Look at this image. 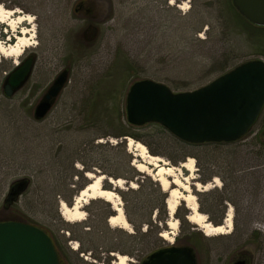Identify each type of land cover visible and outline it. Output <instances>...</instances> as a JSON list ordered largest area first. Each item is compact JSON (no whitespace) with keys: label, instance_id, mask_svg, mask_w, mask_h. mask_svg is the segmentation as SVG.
<instances>
[{"label":"rangeland","instance_id":"1","mask_svg":"<svg viewBox=\"0 0 264 264\" xmlns=\"http://www.w3.org/2000/svg\"><path fill=\"white\" fill-rule=\"evenodd\" d=\"M78 1L0 0L7 9H20L13 17H32L15 31L0 22L3 45L15 42L11 35L16 37L23 28L33 42L19 58L0 56V221L20 219L42 229L60 250L65 248L66 264H107L102 257L108 251L130 259L128 251L136 253L138 241L145 260L159 249L188 246L196 264H233L241 258L246 264H264V107L249 131L231 144L188 146L183 151L169 138L158 137L152 126L128 127L125 111L126 93L136 80L152 79L173 91L192 90L221 74L214 71L221 65L229 66L227 71L244 61L264 59V31L250 33L236 18L231 0H83L84 9L76 11ZM23 56L33 58L31 72L7 97L3 85ZM63 71L67 79L51 108L44 117L34 118L35 106ZM121 131L142 135L149 147L129 137L171 165L166 155L178 159L191 153L180 163L190 157L194 170L182 168L180 174L189 177L197 209L212 223L231 208L230 232L205 235L187 219L191 212L185 201H179L171 216L166 202L158 209L154 202L159 195L149 183L140 193H129L139 188L144 176L155 181V169L147 165L149 175L133 165L141 158L127 150L124 136L115 137ZM122 141L131 162L114 146ZM192 154L199 156L201 166H210L208 190L195 188V183L206 184L200 181L203 166ZM207 155L216 161L204 164ZM85 165L104 177L102 187L114 188L125 217L130 215L138 228L128 220L127 229L111 227L107 220L114 212L103 199L90 200L82 208L81 222L62 218L60 203L71 205L90 182ZM116 178L123 179L122 187L109 182ZM148 215L152 225L141 224ZM172 219L178 221L174 230L167 224ZM164 231L174 234L165 239L160 235Z\"/></svg>","mask_w":264,"mask_h":264},{"label":"water","instance_id":"2","mask_svg":"<svg viewBox=\"0 0 264 264\" xmlns=\"http://www.w3.org/2000/svg\"><path fill=\"white\" fill-rule=\"evenodd\" d=\"M231 3L248 22L264 26V0H231ZM32 64V57H28L9 73L3 85L5 96H11L24 83ZM66 79V71L57 75L35 106L34 118L46 115ZM263 107L262 58L241 62L192 90L173 91L152 79L136 80L129 86L125 99L129 124L157 123L177 139L191 144L240 139L257 121ZM0 264L60 263L51 237L42 229L29 223L3 221L0 222ZM143 264H196V260L190 247L171 246L152 252Z\"/></svg>","mask_w":264,"mask_h":264},{"label":"bare ground","instance_id":"3","mask_svg":"<svg viewBox=\"0 0 264 264\" xmlns=\"http://www.w3.org/2000/svg\"><path fill=\"white\" fill-rule=\"evenodd\" d=\"M172 1H170L171 3ZM182 8H185L186 5L183 3L181 5ZM20 13V9H7L0 5V22L5 23L11 30L15 31L18 27V24L22 22H31L32 17L29 15H16L14 14ZM31 31V30H30ZM29 31L26 28L20 30L19 35L13 38H16V41L11 43L9 46L3 45L0 41V56L3 57H14L19 58L25 49L32 46L33 42L31 38L28 37ZM10 40V39H9ZM16 63V60H15ZM127 150L132 152L134 155L139 156L141 158L140 163H136L133 161V165L139 170L149 172L146 170L147 165L154 167V179L157 180L164 191H167L166 205L169 215L171 216L176 208L179 205V201H185L187 208L190 210V214L187 216V219L192 223L197 224L203 233L207 236L218 235L229 233L232 227V210L228 208L227 213L225 215V219L220 225H213L211 222L206 220V215L202 214L197 209V201L195 195L190 192L191 186L189 183V177H182L180 174L181 168L192 172L195 168L194 160L192 158H187L183 161L179 167L171 166L167 161L163 160L160 156H155L150 154L147 151V148L142 143L135 141L131 137H128ZM150 170V168H148ZM150 175V174H149ZM86 177L89 178L90 182L87 183L81 191L74 197L71 205H67L64 201L60 203V214L62 218L67 222H81L85 219V213L82 208L90 201L94 199H103L111 204V208L113 210V214L108 217V224L111 227H120L123 229H127L130 227L128 223L123 208L121 205L120 198L118 194L114 191V188L107 189L102 187L103 176H95L91 172H86ZM170 178V180L167 179ZM109 182L112 186L117 188L122 187L123 179H109ZM215 185L218 184L216 179L213 180ZM170 185H174V187H170ZM195 188L200 190V187L203 190H208L212 187V183H207L206 185L200 186L195 183ZM131 188L135 187L134 183H130ZM177 220L172 219L167 224L169 228L175 229L177 226ZM174 233L171 231H164L160 235L161 237L167 239L169 236ZM74 249L77 248V245L74 244ZM116 261L112 264H127L129 258L125 254H117Z\"/></svg>","mask_w":264,"mask_h":264},{"label":"trees","instance_id":"4","mask_svg":"<svg viewBox=\"0 0 264 264\" xmlns=\"http://www.w3.org/2000/svg\"><path fill=\"white\" fill-rule=\"evenodd\" d=\"M231 7H233V5H231ZM232 10L234 11L235 15H236V18L238 20L242 19V23L243 25H245L246 27H248L252 32L250 33H254V34H260L261 31H264V26H256V25H253L251 23H249L246 19H244L237 11L236 9L233 7ZM230 15V14H229ZM240 18V19H239ZM232 19V17H231ZM130 65V64H129ZM236 65V64H235ZM234 65V66H235ZM229 66L227 65H221L219 68H216L214 69V71H220L221 73L225 72L226 69L228 68ZM263 110V108H262ZM262 112V111H261ZM261 114V113H260ZM261 116V115H260ZM263 121H264V115H263ZM132 127V128H142L144 126H152L153 128H155L156 130L154 131L155 134L158 136V137H167L169 138L173 144L175 145V147L177 149H180L181 151L185 150L186 147L188 146H200V147H203V148H206L207 146H210V145H214V146H220V145H226V144H229V143H224V142H221V143H202V144H191V143H186V142H183L179 139H177L176 137H174L173 135H171L164 127H162L161 125L157 124V123H147V124H144V125H141V126H132L131 124L128 123V127ZM120 136H131L132 138L136 139V140H140L141 142H143L147 147H149V144L143 139V136L138 134V133H132V132H129V131H121L119 134L115 135V137H120ZM125 141H122L120 143H116L114 146L117 147V148H120L124 151L125 154H127V156L129 157L128 159V162H131L130 158H131V155L129 153L126 152V147H125ZM231 144V143H230ZM97 146H101L100 144L97 145ZM113 146V145H111ZM152 152V151H151ZM191 153H187L185 152L181 157V158H178L176 159L177 157H173V156H170V155H166L167 158L170 160V162L172 163V165H177L178 163H180V161H182V159L184 158V156L186 155H189ZM196 159H197V162L198 164L201 166V163H200V158L199 156H197L196 154H192ZM204 161V164H212L214 163L216 160L215 159H212L211 156L207 155L205 157V159L203 160ZM130 166V165H129ZM203 166V165H202ZM201 166V167H202ZM85 170L84 172L88 171V167L85 165ZM130 168L134 171V168L130 166ZM203 170H204V174L203 176L201 177L200 181L203 182V183H206L207 181L210 180V177L212 176L211 172L208 171L210 166L208 167V165H204L203 167ZM135 173H138L136 171H134ZM81 174V172H79ZM149 183L150 185H153L155 187V190L157 191L158 195H159V201L156 203L154 202V204H158L157 207L158 209H163L164 206H165V201H166V198H167V192H165L160 184L158 183V181H153V179H151L150 176H144V180H142V182L140 183V186L139 188L136 190V191H128L129 193H133V194H137V193H140L143 189V187L146 185L145 184ZM127 192V193H128ZM12 195L11 192H9V196ZM210 195L212 194H209L208 197H210ZM177 216V214H176ZM127 220L129 221V223H131L133 225V227L135 228H138L139 224H137V222H135V220L127 214ZM159 217V220L160 221H163L165 220V218H161ZM222 219V215H219V218L218 219H212V223L217 225V224H221V220ZM3 221H19V222H24L23 220H20V219H14V218H5L4 220L0 221V222H3ZM26 223V222H24ZM141 224H147V225H152V220L150 218V215H148L147 217H145L142 221H141ZM154 227H157L156 225H154ZM54 241V240H52ZM56 244V242H55ZM57 245V244H56Z\"/></svg>","mask_w":264,"mask_h":264},{"label":"flooded vegetation","instance_id":"5","mask_svg":"<svg viewBox=\"0 0 264 264\" xmlns=\"http://www.w3.org/2000/svg\"><path fill=\"white\" fill-rule=\"evenodd\" d=\"M169 1V0H168ZM80 9H84V3L83 0L78 1L77 3V7H76V11L80 10ZM87 10H85L86 12ZM28 57V56H27ZM26 56H23L21 59V62H23L26 58ZM33 59V58H32ZM213 213L212 211H208V217H213L212 216ZM110 216V215H109ZM135 233V232H134ZM69 240L66 241L67 244ZM134 240H132L131 244L133 247L134 244ZM54 247L56 249L57 252V256H58V260L60 264H66L67 263V257L65 258L64 254L67 255L65 252V248H63V250H60L59 247L55 244V242L53 241ZM82 249V248H81ZM78 250V249H77ZM83 250H81L80 252H82ZM104 254V253H103ZM128 255L131 257L128 261L127 264H143V262L145 261L144 255H143V249H142V242H137V249H136V253H134V251H128ZM115 254L112 253V251H108L107 254H105L102 257V261L106 262L107 264H112L115 261ZM244 261V264H246V259L245 258H241V259H237V261ZM236 261V262H237ZM104 264V263H103ZM234 264V263H233Z\"/></svg>","mask_w":264,"mask_h":264}]
</instances>
